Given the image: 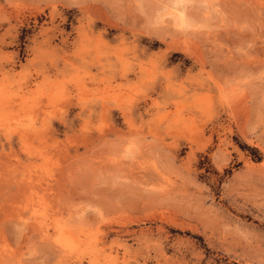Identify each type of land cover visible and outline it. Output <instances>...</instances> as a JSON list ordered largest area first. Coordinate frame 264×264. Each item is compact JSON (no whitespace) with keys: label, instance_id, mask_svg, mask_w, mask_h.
<instances>
[{"label":"rangeland","instance_id":"rangeland-1","mask_svg":"<svg viewBox=\"0 0 264 264\" xmlns=\"http://www.w3.org/2000/svg\"><path fill=\"white\" fill-rule=\"evenodd\" d=\"M180 1L0 0V264H264V0Z\"/></svg>","mask_w":264,"mask_h":264},{"label":"bare ground","instance_id":"bare-ground-1","mask_svg":"<svg viewBox=\"0 0 264 264\" xmlns=\"http://www.w3.org/2000/svg\"><path fill=\"white\" fill-rule=\"evenodd\" d=\"M177 4L181 5V1L177 0ZM183 14V12H181ZM42 220V219H41ZM46 220V219H45ZM63 227V226H62ZM74 230V229H73ZM75 232V230L73 231ZM72 231L65 229V228H61L58 227L56 229V234L57 237L55 238V242L58 245L59 250H61L63 252V254L65 256H69V258L71 259V257L74 258V255L76 254L77 250L80 248L81 246V242L79 240L80 237H78V235L76 236L75 233L73 234ZM45 233V237H49V240L52 239V236L50 235V233L48 232V230H44ZM46 237V239H47ZM82 239V238H81ZM90 241V240H89ZM88 241V242H89ZM87 242V239H86ZM90 243V242H89ZM90 245V244H88ZM83 246V244H82ZM57 247V246H56ZM87 247V246H86ZM89 247V246H88ZM87 247V248H88ZM91 249V248H90ZM112 252V251H111ZM79 254V253H78ZM77 257V256H76ZM79 258V257H78ZM76 259V258H75ZM67 261V260H66ZM81 264V263H80Z\"/></svg>","mask_w":264,"mask_h":264}]
</instances>
